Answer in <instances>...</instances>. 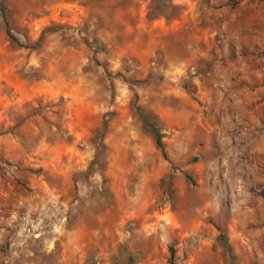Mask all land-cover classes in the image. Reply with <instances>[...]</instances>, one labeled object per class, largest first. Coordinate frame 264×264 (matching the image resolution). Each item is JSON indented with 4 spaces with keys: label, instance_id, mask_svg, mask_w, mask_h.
Segmentation results:
<instances>
[{
    "label": "rangeland",
    "instance_id": "rangeland-1",
    "mask_svg": "<svg viewBox=\"0 0 264 264\" xmlns=\"http://www.w3.org/2000/svg\"><path fill=\"white\" fill-rule=\"evenodd\" d=\"M0 1V264H264V0Z\"/></svg>",
    "mask_w": 264,
    "mask_h": 264
},
{
    "label": "trees",
    "instance_id": "trees-1",
    "mask_svg": "<svg viewBox=\"0 0 264 264\" xmlns=\"http://www.w3.org/2000/svg\"><path fill=\"white\" fill-rule=\"evenodd\" d=\"M6 7L5 5L0 1V14L4 20V23L6 24ZM7 25V24H6ZM12 41H16V39L12 36L9 35ZM140 119L141 122L143 124V127L145 128L146 131L150 132L151 135L154 136L155 138V144L157 146V148H159L162 152H163V143H162V133L160 132V129L156 126L154 121H149L147 114L145 113H140ZM102 132L98 131L96 132V137H100L102 136ZM100 148H102V144L100 145ZM97 160V157L94 158V160L92 161L95 162ZM219 241L223 244L225 251L228 253V255L230 256L231 259H233V256L231 254V247L227 241V238L225 237V235H223L222 233L219 234L218 236ZM173 256V253L171 251V257Z\"/></svg>",
    "mask_w": 264,
    "mask_h": 264
},
{
    "label": "crops",
    "instance_id": "crops-1",
    "mask_svg": "<svg viewBox=\"0 0 264 264\" xmlns=\"http://www.w3.org/2000/svg\"><path fill=\"white\" fill-rule=\"evenodd\" d=\"M254 87H255V89H259V88L262 89L264 87V85L261 81H259V83L256 84Z\"/></svg>",
    "mask_w": 264,
    "mask_h": 264
}]
</instances>
